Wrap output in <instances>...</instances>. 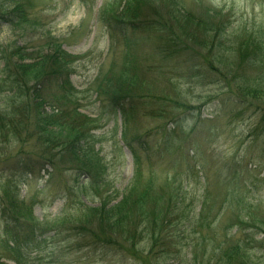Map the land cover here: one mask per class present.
<instances>
[{"label":"rangeland","instance_id":"rangeland-1","mask_svg":"<svg viewBox=\"0 0 264 264\" xmlns=\"http://www.w3.org/2000/svg\"><path fill=\"white\" fill-rule=\"evenodd\" d=\"M6 1L0 0L4 14L14 10L3 7ZM16 1L23 17L0 25V79L4 64L15 58L34 65L29 82L33 85L40 70L37 63L63 53L67 65L62 77L70 84L64 95L68 121L79 119L76 127L86 123L85 134L97 153L94 162H100L96 176L105 180L92 189L90 181L80 178L78 187L69 171L72 158L60 159L54 171L42 162L41 155L50 156L42 146L46 140L63 146L74 139L68 124L50 129L44 142L24 134L28 139L22 144L0 130V195L2 177L11 166L38 161V170L26 175L19 197L33 207L36 221L47 224L41 226V240L19 252L7 246L0 219V264H148L153 258L148 231H135L130 239L100 226L94 230L86 210L99 207L100 199L116 205L132 185L139 187L136 194L153 182L154 196L161 190L175 196L180 190L185 197L186 218L178 227L182 241L175 261L182 264H191L183 258L186 253L199 262L209 258L205 241L189 231L200 219L207 194L211 206L200 221L206 232L211 225L220 236L237 225L243 205L245 214L255 209L256 219L264 221V101L243 97L237 89L242 81L234 79L246 76L264 90V0ZM119 18L136 20L130 24L136 30L114 24ZM248 40L260 46V56L250 49H244L243 56L242 46L255 44ZM217 48L223 57H218ZM17 50L21 58L13 56ZM121 89L127 93L123 101L131 104L121 109L125 115L115 109V98L124 97L115 95ZM14 91L1 92L0 104L10 96L27 99ZM128 143L138 153V164ZM60 148L52 154H59ZM227 179L234 181L243 205L228 210L225 205L216 223ZM95 190L101 191L99 197ZM47 226L56 230L46 231ZM248 230L261 241L259 230ZM206 232L205 238L210 236ZM103 238H109L110 245L102 247L109 244ZM251 247L253 264H264V245Z\"/></svg>","mask_w":264,"mask_h":264},{"label":"trees","instance_id":"trees-1","mask_svg":"<svg viewBox=\"0 0 264 264\" xmlns=\"http://www.w3.org/2000/svg\"><path fill=\"white\" fill-rule=\"evenodd\" d=\"M11 3H9L8 0L2 3L5 4L3 7L6 10H9V8H14V10L8 14H4V9H0V11H2V14H0V25H12L17 19L23 17V13L20 10L22 7H18L20 3L16 0H12ZM3 14L5 16H2ZM123 21V19L119 18V20H115L114 24L121 25L124 27V30H136L135 26L130 25L135 24L137 22L136 20L130 23ZM247 42L255 44L252 47L251 45L245 48L242 46L243 56L246 54L244 49H250L260 56V46L256 41L248 40ZM18 49L20 50V48ZM19 50H17L15 52L16 54H13V56L17 55L20 57L21 54ZM216 52L218 57H223L221 50L217 48ZM57 55L49 60H40V62L37 63L40 65L37 67L40 68V70L37 71L38 78H34L33 85H29V82L32 81L30 72L34 68V65H25L21 60L14 62L15 58H12V64L7 63L8 61L4 64L3 75L0 79V94L3 91L12 92L15 90L14 94L23 92V95H25L27 99L19 101V98L16 96L6 97V102L0 104V130L4 131L8 136H13L22 144L28 139L24 138V134L32 135L40 140V142H44L42 138L45 134L49 133L50 129L53 130L58 127L69 126L74 132V139L70 142H64L63 146L54 145L52 143L55 142L50 143V140H46L42 146L47 150L49 149L47 155L50 156L41 155L42 162L52 167L54 171L56 168L55 165H60V159L70 157L72 160H69L68 163L72 165L69 171L76 177L75 184L79 187L81 185L79 179L84 178L90 181L92 189H96L95 186L98 187L101 185L102 182L100 181H104L105 178L96 176L97 166H100V162H97V164L94 162L93 156L97 153L94 147L90 146L91 142L85 134L86 123L83 122L76 127L79 119L74 120L72 117V120L68 121L69 115L67 111L69 110V106L64 95L68 93L70 84L67 80L68 77L64 79L62 77L67 61L63 53L60 52V58H58ZM27 74L30 75L29 80L26 79ZM234 79L242 81V84H237V89L243 97H252L254 100L258 99L264 101V90L260 89V86H256L250 78L247 79L246 76L238 75ZM122 92V89L118 90L115 92V95L118 96L122 94L124 96L127 94ZM126 97L127 96H124L122 99L120 97H114L115 100H118L115 102L116 110L121 111V109H128L127 106L131 104L128 100L123 101L127 99ZM120 101H122L123 104L117 105ZM223 103L225 107L227 102ZM46 106L50 108V111H48L49 113L46 110ZM73 111L78 117H82L77 113L78 110L73 108ZM121 113L125 115L124 112L121 111ZM66 124H68V126ZM30 128L32 132H30ZM169 143L170 145L168 148L173 146V141ZM58 147H61L59 149V154L53 155V150L58 149ZM128 147L130 148L134 162L138 164V153L129 143ZM25 162L26 163L21 164V162L18 161L14 166H11L13 167L12 169L9 168L8 170L7 168L9 174L7 173L2 177L4 181L0 195V219L4 225V233L8 238L7 246H11L15 251L16 248H18L19 252L21 250L28 251L35 246L41 240L40 237H42L45 232L42 231L41 226L47 225L40 224L36 221L33 217V207L19 197L20 187L26 182V175L32 174L38 170L36 166L37 163H35L38 161L28 159ZM152 183L148 187L143 188L142 194H136L138 193V186L132 185L126 191L127 193L126 196L123 197V200L116 205H110L111 203L107 199H100L101 204L99 207L86 208L87 212L91 214L89 217L92 218L90 225L94 230L96 227L99 228L100 226L105 228L108 233H114L116 231L122 236L125 234L130 239L134 237L133 234L135 231H137V233L139 231L141 235H144V231H148L152 237L150 254L153 257L149 259L148 264H182L181 261H175L179 255L176 249L180 245V241H182L180 240L178 227L181 220L186 218V199L180 193V190H178L175 196L167 197L162 190L154 196ZM225 183V202L221 204L219 213L216 215V218H214L216 223L225 205L227 210L235 204H238V206L243 205V197L238 193L234 181L227 179ZM76 185H74V187H76ZM95 191V195L99 197L101 191ZM152 196H154L155 199H153ZM207 197H209L208 194ZM207 197L204 199L205 206L201 209L199 221L195 220L192 225L193 228L191 226L192 230L189 231H191L192 234L199 235L201 237L200 241H205L206 247L204 248V252L209 258H205L199 262L196 257L191 258V260L188 259L189 255L186 253V256L183 257L184 260L190 261L191 264H253V261H251L252 254L250 253L252 248L251 245L255 243L261 246L264 245V221L258 218L256 219V215L252 212L255 209L251 211L249 209L245 214V206L243 205L241 210L236 214V222H239L237 223L239 228H237L236 224H232L231 227L224 231V234L218 236L216 230H212L213 228L209 225V229L206 232L205 226L201 227L200 221L205 209L211 206ZM46 228V231L49 230L50 232L56 230L54 226H47ZM233 228H237L235 229V234H232ZM248 228L260 231L259 235L262 236L260 242L256 241L257 234L255 231H247ZM205 232L206 235L210 236L205 238ZM244 232H246V234H243ZM242 234L243 236H241ZM100 238L102 241V237ZM103 239H108V242L107 240L105 241L109 243V238ZM211 243L214 244L213 248L208 249ZM107 245H110V243H104L102 247Z\"/></svg>","mask_w":264,"mask_h":264}]
</instances>
